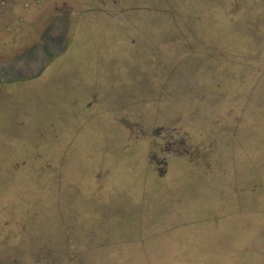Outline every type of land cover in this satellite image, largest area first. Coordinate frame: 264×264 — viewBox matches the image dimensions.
Listing matches in <instances>:
<instances>
[{"label":"rangeland","instance_id":"rangeland-1","mask_svg":"<svg viewBox=\"0 0 264 264\" xmlns=\"http://www.w3.org/2000/svg\"><path fill=\"white\" fill-rule=\"evenodd\" d=\"M244 256L264 264V0H0V264Z\"/></svg>","mask_w":264,"mask_h":264},{"label":"flooded vegetation","instance_id":"flooded-vegetation-1","mask_svg":"<svg viewBox=\"0 0 264 264\" xmlns=\"http://www.w3.org/2000/svg\"><path fill=\"white\" fill-rule=\"evenodd\" d=\"M164 150H166L167 152H171V147H169V143L165 145ZM150 156H151V159L154 160L157 170L163 171L165 169V165L167 164L166 157L162 156L161 158H158L156 154H153Z\"/></svg>","mask_w":264,"mask_h":264},{"label":"crops","instance_id":"crops-1","mask_svg":"<svg viewBox=\"0 0 264 264\" xmlns=\"http://www.w3.org/2000/svg\"><path fill=\"white\" fill-rule=\"evenodd\" d=\"M227 241H228V240H227ZM248 247L250 248V246H248ZM228 248H231V246H229ZM240 248L242 249V252H243V253H246V252L244 251V249L246 248V245H242ZM242 256H243V255H242ZM244 257H245V258L241 259V261L244 262V263L257 264V261H259L260 263L263 262V259L260 260L259 258L250 257V258H254V259H251V260H250V258H246V256H244ZM238 259H239V258H238ZM257 259H258V260H257ZM256 260H257V261H256ZM233 261H236V259H235V260L232 259V260H231V263H232Z\"/></svg>","mask_w":264,"mask_h":264}]
</instances>
